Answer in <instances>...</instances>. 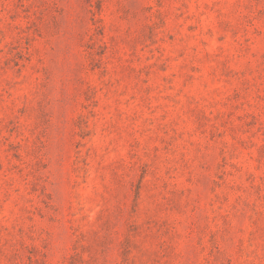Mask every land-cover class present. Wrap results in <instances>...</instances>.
Wrapping results in <instances>:
<instances>
[{"label":"rangeland","instance_id":"rangeland-1","mask_svg":"<svg viewBox=\"0 0 264 264\" xmlns=\"http://www.w3.org/2000/svg\"><path fill=\"white\" fill-rule=\"evenodd\" d=\"M0 264H264V0H0Z\"/></svg>","mask_w":264,"mask_h":264}]
</instances>
